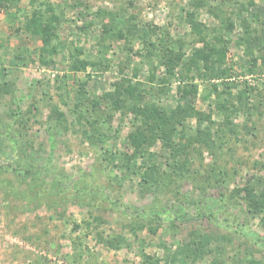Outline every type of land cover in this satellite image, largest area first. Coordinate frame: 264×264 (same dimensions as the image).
Returning a JSON list of instances; mask_svg holds the SVG:
<instances>
[{"label":"rangeland","instance_id":"1","mask_svg":"<svg viewBox=\"0 0 264 264\" xmlns=\"http://www.w3.org/2000/svg\"><path fill=\"white\" fill-rule=\"evenodd\" d=\"M9 1L0 264H264V0Z\"/></svg>","mask_w":264,"mask_h":264},{"label":"trees","instance_id":"2","mask_svg":"<svg viewBox=\"0 0 264 264\" xmlns=\"http://www.w3.org/2000/svg\"><path fill=\"white\" fill-rule=\"evenodd\" d=\"M4 1H5L6 3H10L9 0H4ZM35 17H36V16H35ZM36 21L40 23L41 20L37 19ZM120 36L124 37L123 34H120L118 37H120ZM209 58H210V56H209ZM168 61H169V60H168ZM84 65H85V63H84ZM165 65H166V67L168 68L167 65H169V64H165ZM133 90H134V89H133L132 87H130V89L127 90V92L129 93V95H132V94H133ZM136 140H137V139L135 138V136H133L131 142H132V145H133V147H134V154H135V155L137 154L138 149H139V145H138V142H137Z\"/></svg>","mask_w":264,"mask_h":264}]
</instances>
